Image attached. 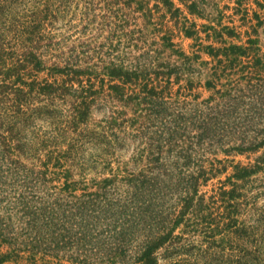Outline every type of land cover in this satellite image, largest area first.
<instances>
[{
  "label": "trees",
  "instance_id": "16d2710c",
  "mask_svg": "<svg viewBox=\"0 0 264 264\" xmlns=\"http://www.w3.org/2000/svg\"><path fill=\"white\" fill-rule=\"evenodd\" d=\"M8 1L0 0V15ZM67 1L31 0L30 15L21 26L24 44L15 52L4 46L12 28L7 27V19H0V264L15 263L23 256L28 264L38 260L49 264V259L70 264H158L159 258L164 264H264V245L250 236L257 226L244 230V238L238 236L241 255L224 256L223 248L210 241L216 198L225 209L234 208L243 187L257 180L253 176L264 175V76L261 58L253 54L257 41L247 40L250 46L245 49L209 47L212 58L253 54L255 72L246 83L215 90L206 99L195 95L194 101L172 105L164 97L171 78L179 83L184 72L191 74L194 57L174 49L171 35L146 43L153 10L164 8L172 17L180 16L175 0H154L151 8V0H86L92 7L102 1L110 14L103 20L117 21L111 37L130 35L136 40L134 33H140L139 45L144 48L138 55L129 54L127 65L120 56L102 62L100 73L108 78H99L98 86L92 79L100 73L92 67L76 64L71 54H45L35 43L46 23L60 17ZM176 1L191 15L203 11V0ZM85 16L88 19L90 14ZM133 16L137 28L128 34L125 30ZM183 27L186 37H196L194 28ZM228 36L235 34L229 31ZM174 55L179 63L171 61ZM41 73L46 75L40 77ZM187 78L181 88L194 89ZM206 86L212 88L210 82ZM102 100L117 102L133 113L135 107L143 109L148 119L160 123L157 139L145 148L143 166L139 163L145 151L139 150L132 167L123 163L121 175H100L121 149L115 146V132L130 121L125 111L113 110L100 132L88 130L91 111ZM80 125L95 146L64 149L60 132H75ZM215 149L245 155L249 161L233 166L232 177L239 183H231L228 190L219 181L206 200L200 187L226 171L225 165L213 162L205 166L204 155ZM68 162L79 179L73 180V173L67 172L63 183L54 184L57 177L49 167ZM89 171L96 176L87 182ZM234 213L226 210V216L221 213L226 218H221L234 223ZM258 223L264 227V216ZM180 227L179 235L175 232ZM199 231L208 237L206 246L200 243L206 239L194 242Z\"/></svg>",
  "mask_w": 264,
  "mask_h": 264
},
{
  "label": "rangeland",
  "instance_id": "374dc122",
  "mask_svg": "<svg viewBox=\"0 0 264 264\" xmlns=\"http://www.w3.org/2000/svg\"><path fill=\"white\" fill-rule=\"evenodd\" d=\"M174 2L175 7H179L182 10L180 16L172 17L171 13L164 8L153 10V16L150 21L151 26L148 28V37L150 39H147L149 41L146 43L147 45L151 43L153 38L159 40L160 37L166 34L171 35L172 42L175 44L174 49H178L186 56L194 57V63L191 66L192 75L184 72L186 75L183 76L179 83H175L174 77L171 78V85L164 96L168 103L178 105L183 101H194L195 95L202 100L208 98L215 90L224 91L235 84L243 85L248 81L249 77L254 76L253 54L261 58L260 75L264 76V0H203L204 4L201 3L200 5V8H203L201 15H191L182 4H179L176 0ZM31 3V0H14V2L10 0L2 4L4 7L2 8L0 19H7L9 22L7 27L12 28V31L6 37L4 45L10 52L17 51L24 44L21 39V26H23L27 17H29L28 15H30L27 10L32 9L28 7ZM95 3V6L92 7L86 0H68L61 7L60 17L52 22H47L44 33L35 40L36 45L40 46V51L49 55L56 53L71 54L76 64L83 67H92L93 71L97 73L101 72L100 66L102 62H107L110 58L114 60V58L117 59L120 56V58H123L124 64L127 65L129 60H131L129 54H140L144 49L141 47L143 45H139L138 36L140 33H134L132 38H137L136 40H130V35L119 36L118 38L111 37V35L116 34L115 32L111 34V32L114 29L113 23L117 21L114 18L113 20H103L108 10L102 1ZM155 3L156 1L151 0L149 7L151 8ZM159 6L162 7V4L159 3ZM85 14H90L88 19H85ZM107 15L110 14L108 13ZM94 16L96 17L95 19L93 18ZM135 16H139V13H136ZM133 18L127 23L125 32L128 34L134 28H137L134 24L138 23ZM88 20H93V23L89 24L90 21ZM105 21L110 22L107 23ZM137 22L141 23V20L138 19ZM192 24L195 26L192 27ZM183 26L185 28H194L197 31L196 37H186ZM229 31H233L235 36L230 38L228 36ZM249 39L257 41L254 46L255 53L249 57L238 55L237 57L231 56L227 58L219 55L218 58H212L209 55L210 46L211 48H219L222 51L223 46L228 47L230 45L245 49V47L250 46L247 42ZM108 40H111V43ZM165 55L167 56V52H165ZM177 58L174 55L171 61L179 63ZM187 74L191 76L187 78ZM45 75L46 73H41L39 76L43 77ZM99 78H104L107 81L108 77L102 73L98 74L96 79L93 77L92 80L97 86L99 85ZM186 78L193 83L194 89L185 90L181 88L187 84ZM206 82H210L212 85L211 89L207 88ZM130 87L133 89V86ZM138 89L139 87H135V90L138 91ZM142 106H139V108H142ZM57 108L60 109L59 106ZM113 110L125 111L126 118L130 119V121L115 132L118 138L115 146H121V149L116 151L110 159V166L104 171L99 170V172H102L100 175L102 174L101 176L103 177L110 176V173L121 175L124 162L132 167L134 165L133 156H137L139 150L145 151V148L152 144L151 142H155L157 139L156 133L160 127L158 121H151L147 118L148 112H144L143 109L140 111L135 107L137 112L133 113L132 109L126 108L125 110L117 102H104L102 100L91 111L87 120L88 130L100 132L102 127L105 126L106 118ZM140 115H143V118H140ZM56 116H59V114L56 113ZM60 120L64 119L61 118ZM60 128H64L63 125ZM83 129L84 125H80L75 132H60L62 130H59L60 140L64 144H62L63 148L65 149V146H80L86 149L88 146H95L93 140H88L89 136L86 135ZM82 131L83 133H81ZM138 132L141 133L138 134ZM215 150L212 154L207 153L204 155L205 166H209V162H213L218 167L225 165L226 171L217 174L216 177L208 181L206 186L200 187V193L205 194L206 200H209L213 190L219 186V181L224 182L228 190L232 188L231 183H239L238 180L232 177L235 172L233 166L237 163L246 164L249 161L245 155L236 153L227 155L220 150ZM143 154L139 166H143L147 160V152L145 151ZM215 159L220 160L221 163L218 164ZM251 163H253V160H251ZM49 170L55 173L52 176L57 177L54 184L63 183L67 172L73 173L71 176L73 180L79 179L78 175L72 172L70 162L65 163L63 167L53 168L50 166ZM95 176L94 171H89L86 173L85 178L87 182H90ZM253 177L257 178V180L243 187L241 190L243 196L237 200L238 204H236V207L229 208L226 206L225 209V204L220 199L216 198L214 201L212 211L214 212L213 217L216 219L214 218L211 223L210 228L213 230L214 236L210 241L213 240L218 248H223L224 256L242 254L238 253L237 250V247L241 246L238 236L242 235L241 238H244V230L249 231L250 227L254 229L257 226V231L255 229L251 230L250 236L254 234L255 238H258V244L264 245V227H260L258 223L261 216H264V175L258 174V176ZM244 195H247V198ZM226 210L227 212L236 211L232 216L235 220L234 223L229 219L224 221L221 218L222 214L226 216ZM225 223H229L228 228ZM181 229L182 227L177 229L175 233L182 234ZM206 236L200 232L199 235L194 237V242L197 243L198 240L206 239L200 242L206 246V242H208V237ZM49 261V264H70L66 260L49 259ZM37 263L42 264L40 260ZM10 264H28V262L23 256V259H18L15 263ZM158 264H164L163 260L159 258Z\"/></svg>",
  "mask_w": 264,
  "mask_h": 264
}]
</instances>
